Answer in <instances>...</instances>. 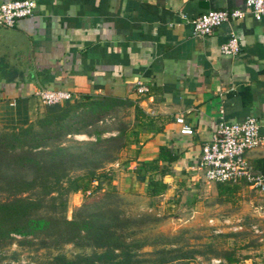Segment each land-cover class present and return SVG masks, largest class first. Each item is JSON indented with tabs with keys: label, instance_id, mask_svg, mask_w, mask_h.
<instances>
[{
	"label": "crops",
	"instance_id": "1",
	"mask_svg": "<svg viewBox=\"0 0 264 264\" xmlns=\"http://www.w3.org/2000/svg\"><path fill=\"white\" fill-rule=\"evenodd\" d=\"M34 1L33 16L13 28L0 26V125H26L40 116L43 106L34 93L44 88L67 90L78 99L90 95L138 102L150 130L112 165L119 180L112 184L134 194L147 193L150 176H162L168 186L163 194L195 187L203 178L202 147L220 121L252 116L264 135V20L247 14L205 37L192 36L191 21L199 15L243 9L245 0ZM231 33L241 52L226 57L220 46ZM138 83L149 89L147 94L135 92ZM183 126L192 134H182ZM161 147L176 161L146 171L144 164L157 161ZM245 157L264 173V143ZM162 167L168 174H161ZM255 193L254 206L260 208ZM254 237L259 244L248 246L235 264H264V231Z\"/></svg>",
	"mask_w": 264,
	"mask_h": 264
},
{
	"label": "trees",
	"instance_id": "2",
	"mask_svg": "<svg viewBox=\"0 0 264 264\" xmlns=\"http://www.w3.org/2000/svg\"><path fill=\"white\" fill-rule=\"evenodd\" d=\"M42 106L43 113L26 125H0V245L12 240L14 234L23 238L44 236L42 242L48 239V248L54 251L70 243L93 249L90 255L78 254L72 259L52 253L38 264H173L193 258L176 241L159 246L156 240L130 238L126 229L137 222L121 216L112 188L84 203L71 220L65 216L69 195H94L103 184L112 186V170L105 167L118 160L121 150L138 143L140 133L150 130L151 124L145 122L147 116L138 102L84 95L74 101ZM117 108L133 109L135 124L131 128L121 126L114 137L101 138L97 134L95 142L88 144V156L73 154L66 147L50 146L49 141L79 132L77 125L83 122L80 118L88 117L89 125ZM176 159L168 148L161 147L158 160L143 167L154 171L159 168L157 163L171 164ZM82 160H88L86 172L70 177V171ZM160 172L166 175L168 169L162 167ZM243 187L245 183H217V196L231 201ZM167 188L162 176L148 177V197H158ZM4 194L7 196L2 198ZM146 246L158 248L142 253ZM96 248L102 251L98 253ZM223 259L225 264L237 263L229 255Z\"/></svg>",
	"mask_w": 264,
	"mask_h": 264
},
{
	"label": "rangeland",
	"instance_id": "3",
	"mask_svg": "<svg viewBox=\"0 0 264 264\" xmlns=\"http://www.w3.org/2000/svg\"><path fill=\"white\" fill-rule=\"evenodd\" d=\"M80 120L83 122L77 125L79 132L62 136L57 141H49L50 146L66 147L73 154L85 153L88 156V144L95 142L97 134L101 138L114 137L121 126L131 128L135 124L134 110L126 108H117L115 112L103 115L89 125L88 117ZM124 149L120 151L117 161L123 158L121 154ZM113 164L105 169L111 168L113 181H119L113 171ZM75 166L77 167L69 173L70 177L86 172L88 160H82ZM202 174V180L192 189L176 192L172 190L155 198H150L147 194L121 192L118 182L111 187L103 184L102 189L94 195H69L65 216L67 220H71L74 212L84 203L99 198L112 188L118 197L116 203L123 214L121 216L137 222L126 229L130 238L156 240L160 242L159 246H162L161 243L176 241L185 246L183 250L189 252V257L192 254L193 258L188 261L173 264H212L213 260H222L220 264H225L223 257L226 255L240 262L248 246L259 244V238L254 236H258L261 230L264 231V212L254 206L258 202V196L255 192L244 191L245 187L231 201H224L217 196V183L206 181L204 172ZM169 179L167 177L166 182ZM6 196L4 194L2 198ZM11 237L12 240L0 245V264H38L52 253L55 255L59 252L72 259L78 254L90 255L93 251L92 248H82L76 243L64 244L59 251H54L48 248L51 245L48 239L44 245V236L23 238L12 234ZM154 248L158 246H146L141 252H152ZM95 250L98 253L102 251L98 248Z\"/></svg>",
	"mask_w": 264,
	"mask_h": 264
},
{
	"label": "built area",
	"instance_id": "4",
	"mask_svg": "<svg viewBox=\"0 0 264 264\" xmlns=\"http://www.w3.org/2000/svg\"><path fill=\"white\" fill-rule=\"evenodd\" d=\"M36 3L34 0H10L0 4V26L13 28L24 18L33 16ZM250 14L256 21L264 20V0H245L244 8L209 10L191 21L192 36L202 38L212 33L221 25L233 20L245 18ZM241 52L238 37L231 33L228 40L221 44L220 53L226 57L237 56ZM149 89L136 84L138 95L147 94ZM35 97L42 105L52 106L63 101L78 99L74 93L53 88L36 90ZM177 122L182 124L181 118ZM259 123L255 117L247 116L241 121H220L211 140L201 150L199 167L204 170L208 182L223 184H241L259 194L260 209L264 212V173L254 170L246 161V152L264 143V135L259 133ZM181 133L192 134L183 126Z\"/></svg>",
	"mask_w": 264,
	"mask_h": 264
}]
</instances>
